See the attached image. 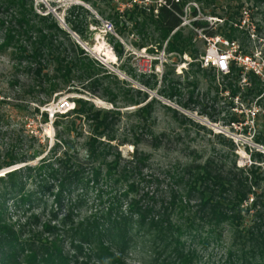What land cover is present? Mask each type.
Instances as JSON below:
<instances>
[{"label":"rangeland","instance_id":"374dc122","mask_svg":"<svg viewBox=\"0 0 264 264\" xmlns=\"http://www.w3.org/2000/svg\"><path fill=\"white\" fill-rule=\"evenodd\" d=\"M155 1L159 2L136 0L138 4L147 2L148 5ZM96 2V7L82 0H32V5L36 14L43 16L51 14L56 24L70 35L71 40L90 57L102 63L111 73V77L103 79L100 74L97 77L100 80L96 83L84 79H71L63 84L60 80L51 78L53 76L51 62L45 57L41 60L46 64L44 72L48 76L43 78L36 76L34 72L36 66L29 57L31 54L29 41L22 40L25 42L22 45L26 50L21 57L12 53L13 48L0 50V158H4L3 153L11 146L19 158L26 156L28 152L39 153L35 159L26 163L0 169V178L20 168H35L45 160L53 164V169L58 170L57 160L62 159L64 153L71 156L73 161L84 164L88 153L84 143L92 136V123L74 114L78 101L85 102L86 108L92 111L115 113L109 116L111 120L108 119L112 125L109 135L97 138V149L102 153L106 152L103 164L116 159L119 164L118 170L121 171L123 168L128 171L134 170L135 174L129 177L128 182H133L136 193H131L127 198H141L143 205L150 204L152 199L156 212L160 211L163 202H169L173 197L180 198L181 203H178L177 207L181 211L176 208L171 211L173 213L170 219L175 224L183 223L184 218H193L197 213L198 195L189 193L187 196L190 176L196 168L204 167L208 162L209 166L216 168V162L222 159L227 167L233 162L237 168L248 166L251 153L257 151L262 153L263 157L256 165L264 171V147L255 145L253 141V133L257 128L252 121L255 105L250 104L247 107L243 104L242 107L230 109L226 94L216 96V86L222 83V76L213 70H200L195 66L206 48L202 35L198 33L194 37V49L198 56L194 62L192 61L194 67H190L188 66L190 59L185 61L184 57L180 59L176 55L165 53L163 58L164 51L157 52L153 42V47L138 48L137 45L142 44V39L136 33L130 32V23L126 18L118 19V26L126 23L127 29L120 35L114 31L115 26L107 17L114 11L122 13L133 4L132 0ZM190 3L195 5L196 12L199 13L197 20L206 24L205 30L217 34L224 28L223 21L230 14L237 12L238 6H242L241 11H247L249 25L248 28L244 26V31L247 32L248 38L240 33L233 42L237 51L249 58L250 65L254 64L257 69L263 71L264 79V0H217L211 6ZM41 6L44 10H41ZM72 6L82 7L88 12L85 16L84 24L87 27L83 40H80L66 24L69 8ZM101 13L104 15L101 16ZM9 14L1 12L0 22L9 21ZM238 18L234 17L236 20ZM189 20H192V17L188 12L185 21ZM93 21H97L98 25ZM106 23L111 25V32L106 30ZM184 28V34L191 31L188 25ZM5 29V24L0 25V46L4 42ZM250 30L253 33L250 34ZM216 37L224 39L221 36ZM56 40L65 42L62 37ZM116 43L120 44L122 50L120 58L113 51ZM67 45L65 43L64 47L69 48ZM153 49L155 51H149ZM108 54L114 56V59L108 58ZM173 66L174 74L170 71ZM165 74L166 81L163 82ZM146 82L149 87H145ZM169 82L180 84V88H177L180 96L172 100L160 94V91L167 88ZM192 83L196 86L194 95L197 97L195 99L197 104H191L187 109L182 108L181 104L188 102ZM54 84L57 85L56 88H52ZM145 106H148L147 110H144ZM231 114L236 116L243 114V123L229 125ZM219 136L230 139L234 147L229 146ZM60 140L68 145L62 147L58 144ZM98 164L97 162L95 167ZM100 169L102 173L106 171L104 166ZM34 181L27 180L26 189H33ZM47 182L54 186L52 191L54 194L57 190L56 183L51 179H47ZM124 188L125 185H112L110 190V186L101 184L83 195L79 190L73 195V199L76 201L80 198L83 203L72 214L71 224L75 225L86 218L105 213L109 207L108 198L122 196ZM96 190L101 192L100 198ZM257 192L260 191L257 189ZM52 196L43 198L44 204L35 206L28 212L11 214L10 221L28 225L27 232L32 230L38 233L47 223L59 228L58 223L51 221L49 214L50 208L55 209ZM128 199H122V204L125 205ZM250 202L251 200L241 207L243 221L239 230L245 226L244 230L248 231L253 225L258 224L254 210H249ZM65 208L59 213V219L67 216ZM35 216L38 219L32 220ZM206 216V212H203L195 220L203 227L200 232L202 237H205L204 231L208 228ZM222 228L220 240L216 241L215 237H212L207 246L191 243L188 236L180 238L185 248L196 253V264H223L226 260L230 248L235 246L236 238L240 234L238 228L231 225H224ZM133 230L132 242L123 255H119L117 249H111L114 259L105 257L99 264H154V248L152 243H149L151 239L144 236V230ZM28 236H32L31 233ZM43 236L54 238V234L44 233ZM72 242L81 246L76 241L67 239L61 241L60 245L68 258L75 256L77 263L73 264L85 262L98 264L94 256L97 248L82 245L78 253L71 246Z\"/></svg>","mask_w":264,"mask_h":264},{"label":"trees","instance_id":"16d2710c","mask_svg":"<svg viewBox=\"0 0 264 264\" xmlns=\"http://www.w3.org/2000/svg\"><path fill=\"white\" fill-rule=\"evenodd\" d=\"M82 1L94 7L97 6L96 0ZM216 1L179 0L178 3H175L174 0H164L165 4L160 6H157L156 3L146 6L133 3L122 13L114 11L107 18L113 22L114 31L119 35L127 27H125L126 23L119 27L118 19L126 18L130 23V32L136 33L142 39V44L137 45L138 48L153 47V42L157 47V52L163 50L166 55L175 54L180 59L183 56H188L191 60L188 66L194 67L193 62L197 59L198 52L194 49L193 40L197 35L192 30L188 34H184L185 28L181 27L183 8L190 2L211 6ZM241 9L242 6H238L237 12L230 14L223 21L224 28L219 34L205 30L206 24L202 21L191 22V26L194 29H202L207 37L221 36L228 41H234L241 33L248 38L246 31L234 27L239 19L236 20L234 17H240ZM41 10H44L42 6ZM1 12L10 13V19L0 22V25L5 24L6 28L4 42L0 46V50L13 48L12 53L21 57L26 50L22 43L29 41L28 44L31 48L29 57L36 66L34 72L37 77L48 76L44 72L46 64L44 60H41L44 57L51 62L53 72L51 78L60 80L63 84L68 83L71 79H84L96 83L100 80L97 79L100 74L103 79L112 76L102 63L90 57L75 41L71 40L70 35L56 24L51 14L44 16L36 14L32 0H0V15ZM86 15L88 12L82 7L72 6L69 8L68 18H66V24L80 40H83V35L86 33L87 25L84 24ZM100 15L103 16L104 13ZM191 15L193 18L197 16L196 9L192 8ZM93 23L98 25L97 21H93ZM59 37L64 38L65 42H57L56 38L59 39ZM65 43L69 48L64 47ZM155 49L149 51L152 52ZM113 51L118 58L121 57L120 44L116 43L113 46ZM195 66L201 70L199 64ZM174 70V66L171 67L172 74H174ZM166 76L167 74L163 76V82L166 81ZM152 77L155 76L152 75ZM56 87V84L52 85V88ZM145 87H149L147 82ZM190 87L192 90L189 93L188 102L181 104L182 108L187 109L189 105L197 104L195 100L197 97L195 98L194 95L196 86L192 83ZM177 88H180L179 83L169 82L167 88L160 91V94L162 97L172 100L176 96H180ZM220 94H226L230 109L242 107L243 104H246L247 107L250 104L255 105L252 121L257 128L253 133V141L255 145L264 147V81L254 72H245L234 62H231L229 73L223 76L222 83L216 86V96ZM86 105L85 102L78 101L74 108L76 116L85 118L92 123V136L84 143L88 152L84 164L73 161L71 156L64 153V157L57 160L58 170L53 169V164L45 160L35 168H20L6 174L4 178H0V264L77 263L75 256L68 258L63 253L60 244L64 239L76 241L81 246L89 245L90 248H97L94 256L99 264L105 257L114 259L111 249H117L119 255H123L122 253L130 247V242H132L133 229L144 230V236L151 239L149 243L151 242L152 248H154V264H196V253L185 248V244L180 238L188 236L191 243L196 242L207 246L212 237H215L216 241L220 240L224 225L238 228L240 235L237 236L236 244L232 249L230 248L223 264H264V186H262V184L264 185V171L256 165V162L262 159V153L252 152L249 165L240 168H237L234 162L230 167H227L223 163V159L216 162V168L209 166V162L204 167L196 168V171L190 176L187 196L189 193L198 195L197 213L193 218H184L185 222L175 224L170 219L173 213L171 211L174 208L181 211L177 207L178 203H181L180 198L173 197L169 202H163L160 211L157 212L153 207L152 199H150V204L143 205L141 198H127L131 193H136L133 182H128L129 177L135 174L134 170L128 171L125 168L121 171L118 170L119 164L116 159L103 164L106 152L102 153L96 147L97 138L107 137L111 132L112 125L108 119L115 113L92 111V109H87ZM147 107L145 106L144 110H147ZM243 121V114L240 116L231 114L229 125H240ZM246 129L247 127L244 130ZM219 137L229 146L234 147L230 139ZM58 144L62 147L68 145L61 140ZM13 150L14 148L11 146L3 153L4 158L0 159L4 160H0V169L26 163L39 155L36 152H28L26 156L19 158ZM97 162L99 164L95 167ZM101 166L106 169L103 173L100 169ZM31 179L35 180L33 189L28 190L26 181ZM47 179L56 183L57 190L54 194L52 192L54 186L48 184ZM101 184L110 186V190H112V185H125L124 194L108 198L109 207L105 213L94 215L92 218H86L82 222L72 225V214L83 203L80 198L75 201L73 195L79 190L83 195ZM257 189L260 191L259 193ZM96 191L100 198L101 192ZM50 195H53L55 209L50 208L49 214L51 221L58 223L59 228L47 223L38 233L32 230L27 232L28 225H19L10 221L11 214L28 212L33 207L44 204L43 198ZM122 199H128L125 205L122 204ZM249 200H251L249 210H254L258 224L253 225L248 231L244 230L245 226L239 230L243 221L241 207ZM64 207L67 209V216L59 219L58 215ZM245 210L248 212L247 209ZM203 212H206L208 227L204 231L205 235L202 234L205 237L200 234L203 227L195 221ZM36 219H38L36 216L32 218V220ZM29 233L32 236H28ZM44 233L54 234V238L49 239L47 236H43ZM44 237L46 238L44 239ZM71 246L78 253L82 249L81 246L73 244V242Z\"/></svg>","mask_w":264,"mask_h":264},{"label":"built area","instance_id":"2783aa9c","mask_svg":"<svg viewBox=\"0 0 264 264\" xmlns=\"http://www.w3.org/2000/svg\"><path fill=\"white\" fill-rule=\"evenodd\" d=\"M133 3H137L136 0H132ZM175 3H178L179 0H174ZM156 3L157 6L164 5V0H159V2H153V4ZM138 4V3H137ZM140 5H148L147 2H143V4ZM192 6V7H191ZM195 5L192 3H187L185 7L183 8V17H182V24L181 27H186L188 25L189 28L195 33H200L202 35V38L206 42V48L204 52L199 56L198 64L201 69H210L215 71L220 76H226L229 73V66L231 62H234L238 67L242 68L245 72L252 71L255 75L260 77L263 81V71L261 69H257L254 64H249V58L244 57L241 55L240 52L237 51L236 46L234 45L233 41H227L224 39H221L220 37H206L203 33L202 29H194L191 26V22L198 21V15L196 17H192V20H189V22L185 21V17L187 16V13L191 14L192 8ZM249 25V16L247 14L246 10H242L240 13V17L238 19V22L234 24V27H237L239 29L244 30V26L248 28ZM105 28L107 31L111 32L112 27L110 24L106 23ZM206 29V28H205ZM250 34L253 33V31H249ZM175 55V54H170ZM162 57L164 58V52L162 53ZM185 58V61H188L187 56H183Z\"/></svg>","mask_w":264,"mask_h":264},{"label":"bare ground","instance_id":"6f19581e","mask_svg":"<svg viewBox=\"0 0 264 264\" xmlns=\"http://www.w3.org/2000/svg\"><path fill=\"white\" fill-rule=\"evenodd\" d=\"M107 52H108V51H107ZM107 56H108V58H110V59H114V56H112V55H110V54H108Z\"/></svg>","mask_w":264,"mask_h":264}]
</instances>
